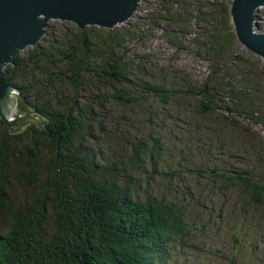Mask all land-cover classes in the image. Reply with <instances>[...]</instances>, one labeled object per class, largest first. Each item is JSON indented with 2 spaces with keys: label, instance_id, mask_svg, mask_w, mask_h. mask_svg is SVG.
Segmentation results:
<instances>
[{
  "label": "trees",
  "instance_id": "trees-1",
  "mask_svg": "<svg viewBox=\"0 0 264 264\" xmlns=\"http://www.w3.org/2000/svg\"><path fill=\"white\" fill-rule=\"evenodd\" d=\"M230 3L153 0L139 28L167 10L165 65L136 52L142 30L52 28L2 71L28 119L0 120V264H166L264 210V140L246 126L264 128V68L236 44ZM180 51L208 64L203 79L172 65ZM247 242L260 249L264 231Z\"/></svg>",
  "mask_w": 264,
  "mask_h": 264
},
{
  "label": "water",
  "instance_id": "water-1",
  "mask_svg": "<svg viewBox=\"0 0 264 264\" xmlns=\"http://www.w3.org/2000/svg\"><path fill=\"white\" fill-rule=\"evenodd\" d=\"M140 1L0 0V120L12 127L28 119L15 117L16 91L5 82L2 71L14 64L19 52L39 41L49 21H68L81 30L87 25L112 28L132 17ZM230 6L237 42L251 54L264 59V31L259 33L254 28L257 9L264 6V0H233Z\"/></svg>",
  "mask_w": 264,
  "mask_h": 264
},
{
  "label": "rangeland",
  "instance_id": "rangeland-1",
  "mask_svg": "<svg viewBox=\"0 0 264 264\" xmlns=\"http://www.w3.org/2000/svg\"><path fill=\"white\" fill-rule=\"evenodd\" d=\"M152 1L153 0H141L140 2H138L139 6L135 11L134 15L130 17L127 21L116 24L112 28H102L95 25H87V27H85L84 29L97 28L109 32L113 29L125 27L127 29H130L132 32L136 31L137 33L138 31L140 32L142 30L143 33L146 32V34L148 35L139 43H135V41H133L132 45H135L134 48L136 52L142 51V53L149 55H154V53H156L160 57L162 55L163 65H165V61H167V59L174 52V49L169 47L164 39H161V33H163L164 31L167 32L168 30L167 27L162 26H172L170 18L166 16L167 10L159 18H156L157 23L155 20L154 25L155 23L156 25L153 26V28H145L144 26L142 29L139 28L143 23L147 22V20L144 18V13L145 9L152 3ZM231 1L233 2V0ZM151 8L152 10H154L155 4L151 5ZM230 9L231 6H229V14ZM174 10H176V7L173 8V11ZM166 19L168 20L165 21ZM181 23L184 25V28L185 26H188V24H186V22L184 21H181ZM177 24L180 25V23ZM254 24L256 32L261 33L262 31H264V6H260L257 9V19L256 23ZM52 28L53 34H56L57 36L59 34L58 32H64V29L66 28H71L68 32L70 36L72 35V32H78L79 29L75 26L74 23L68 21L61 22L51 20L48 22L47 27L43 28V30L45 32L46 30H50ZM79 30L83 31L81 29ZM76 36L77 34L75 35V37ZM51 37L54 38L52 35H47L46 33L45 36L43 35L35 45L29 46L24 51L19 52L18 56H22L27 51L33 50L36 47L44 48L43 46L44 42L46 43V38L51 39ZM55 38L57 37L55 36ZM236 44L244 48L238 42H236ZM248 54L251 55L250 57L252 58V61L260 62L261 69L264 68V59L255 56L254 53L251 54L250 52H248ZM174 58L175 60L172 63L173 66L185 69L191 72L196 77H201V79H203L208 72V64L198 58H193L191 52L180 51L179 54ZM69 67V65H66L64 70L68 69ZM16 95L17 93L14 95V98ZM15 117L17 118V116ZM246 126H248L253 133L260 135L264 140L263 127L251 124H248ZM109 145L111 147L113 146L112 143H110ZM107 148L108 147H104V149ZM214 203L216 205H221L222 201L218 199V197H214ZM234 210L236 209L235 206L232 204L227 207H224V211ZM192 214L194 215V213ZM262 215H264V210L262 209H258L257 213L254 212V215L250 212L249 216H251L252 218L248 219L239 218L237 214L235 215V217L229 219L228 221L218 223L212 228H208L206 230L208 234H204L203 237H201L200 235H196V237L190 238L187 242V248H181L179 247V245L171 247L169 250L170 260L166 264H171L175 260H178L180 264H184L187 259L191 258V255L199 258L200 262H197L196 264H264V245L260 249H257V247H255L254 249L249 246L247 242L249 241L254 228H257L259 231H264V220L261 219ZM211 242H215L217 244L211 246ZM201 249L203 251H201ZM212 249L218 251L219 255L211 256L208 251Z\"/></svg>",
  "mask_w": 264,
  "mask_h": 264
},
{
  "label": "bare ground",
  "instance_id": "bare-ground-1",
  "mask_svg": "<svg viewBox=\"0 0 264 264\" xmlns=\"http://www.w3.org/2000/svg\"><path fill=\"white\" fill-rule=\"evenodd\" d=\"M79 30V29H78Z\"/></svg>",
  "mask_w": 264,
  "mask_h": 264
}]
</instances>
